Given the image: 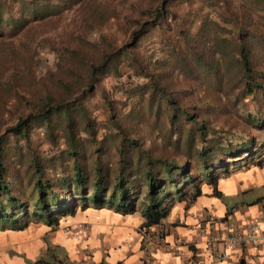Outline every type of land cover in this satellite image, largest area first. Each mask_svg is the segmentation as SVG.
<instances>
[{"label":"trees","instance_id":"obj_1","mask_svg":"<svg viewBox=\"0 0 264 264\" xmlns=\"http://www.w3.org/2000/svg\"><path fill=\"white\" fill-rule=\"evenodd\" d=\"M112 1L18 0L16 10L0 0V33H20L72 8L77 14V29L60 40L22 42L10 59L16 70L0 83L12 118L0 131V229L21 230L32 219L56 226L86 208L139 211L142 225H154L175 201L198 196L202 182L218 195L219 178L263 163L264 18L230 0H200L194 9L193 0H180L181 13L178 0ZM111 18L121 42L85 37ZM192 19H199L194 35ZM151 38L160 45L155 51L147 48ZM45 47L54 61L36 76L34 56ZM109 76L119 98L102 90ZM96 90L103 120L84 102ZM240 101L252 103L241 114L248 131L235 143L221 140L212 117L223 119ZM145 123L160 150L145 146ZM36 134L49 148L32 144Z\"/></svg>","mask_w":264,"mask_h":264},{"label":"crops","instance_id":"obj_2","mask_svg":"<svg viewBox=\"0 0 264 264\" xmlns=\"http://www.w3.org/2000/svg\"><path fill=\"white\" fill-rule=\"evenodd\" d=\"M230 1L237 9H250L264 18V0ZM215 188L218 195L202 182L198 196L175 201L165 218L150 225L163 227L161 244L141 240L144 219L139 211L77 209L56 226L32 219L21 230L0 229V264H264V248L247 244L223 248L204 241L231 226L240 228L247 222L264 226V160L261 166L219 178ZM203 214L208 219L202 224ZM222 251L225 258L216 260Z\"/></svg>","mask_w":264,"mask_h":264},{"label":"rangeland","instance_id":"obj_3","mask_svg":"<svg viewBox=\"0 0 264 264\" xmlns=\"http://www.w3.org/2000/svg\"><path fill=\"white\" fill-rule=\"evenodd\" d=\"M6 3L14 4V9L17 10L18 0H3ZM117 0L112 1L111 3H117ZM190 5L191 9L196 8L201 4L200 0H193ZM178 6L180 7L178 11L181 13L187 7L186 5H181L180 0H178ZM28 28L21 31L20 33H0V83L3 82L10 73L15 69V65L13 62H10L11 57L18 52H21V43L27 42L30 44H34L36 40L39 38H46L49 41L56 42L63 37V34L67 31L76 30L77 29V14L75 13V9L72 8L63 13L60 17L48 19L45 21H39L37 24H31L27 26ZM199 28V19H192L190 22L189 33L190 35H194ZM98 35H104L113 41L114 44L121 42L125 37L120 30L116 28L115 19H109L102 29L94 30L92 33L86 34L85 37L91 41L98 39ZM174 38L175 47L180 46V42ZM160 47L159 42L156 38H151L149 43L147 44V48H151L154 51ZM54 61V54L47 48L41 49L34 56V65L31 69L32 74L38 76L43 74L45 70L50 68ZM120 72L122 74L121 80H125V74L128 72L127 68L124 66H120ZM102 90L109 94L111 97L119 98L121 96V91L118 88H115V81L112 76L105 77L101 83ZM202 100L204 101H212V98L209 96H205L201 94ZM230 98H232L230 94ZM3 94L0 92V131L10 123L11 116L8 112V109L11 108L9 102H4ZM86 106L89 108L92 115H94L95 120H103L104 112L100 107L99 94L97 90L94 91L91 95L84 99ZM216 103H223V100H215ZM252 107V103L249 101L238 102L236 107H230L228 111L222 116L223 119L218 117H212L211 126L215 129L220 130V134L217 133V136H221V140H228L231 142L240 141L239 138H244L245 131H248V127L245 125L242 120L241 114L242 109L244 107ZM143 142L145 146H152L156 149L160 150L162 148V141L156 131L151 129L150 123H145L141 128ZM39 133V132H38ZM101 136V131L97 133V137ZM40 135L36 134L32 138V144H40ZM80 137L85 138V135H80ZM258 138L264 139V135L259 133ZM199 143V141H197ZM41 149L49 148V146L45 143L40 144ZM15 158V157H14ZM16 159V158H15ZM33 194H35V189L33 188Z\"/></svg>","mask_w":264,"mask_h":264},{"label":"built area","instance_id":"obj_4","mask_svg":"<svg viewBox=\"0 0 264 264\" xmlns=\"http://www.w3.org/2000/svg\"><path fill=\"white\" fill-rule=\"evenodd\" d=\"M208 219L207 214L202 215L201 223ZM200 223V224H201ZM141 240L148 245L161 244L163 227L159 224L156 227L142 226L139 228ZM207 245L219 244L223 248H236L241 245H252L256 248H264V226L257 223L247 222L240 228L231 226L229 230L217 231L209 234L204 239ZM146 252L145 255H149ZM225 258L224 252L216 253V260Z\"/></svg>","mask_w":264,"mask_h":264}]
</instances>
